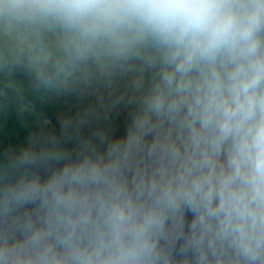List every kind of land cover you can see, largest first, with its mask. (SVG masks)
<instances>
[{
  "label": "clouds",
  "instance_id": "1",
  "mask_svg": "<svg viewBox=\"0 0 264 264\" xmlns=\"http://www.w3.org/2000/svg\"><path fill=\"white\" fill-rule=\"evenodd\" d=\"M0 264H264V0H0Z\"/></svg>",
  "mask_w": 264,
  "mask_h": 264
}]
</instances>
